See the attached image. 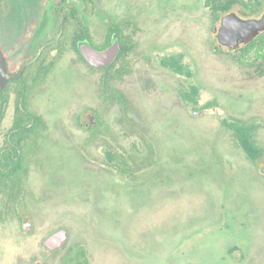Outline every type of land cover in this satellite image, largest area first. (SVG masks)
I'll return each mask as SVG.
<instances>
[{"label":"rangeland","instance_id":"rangeland-1","mask_svg":"<svg viewBox=\"0 0 264 264\" xmlns=\"http://www.w3.org/2000/svg\"><path fill=\"white\" fill-rule=\"evenodd\" d=\"M242 1H257V12L238 5L228 13L242 19L264 13V0ZM93 2L99 16L85 3L91 17L82 21L94 40L104 32L100 12L133 25L125 30L137 43L128 57L130 74L109 85L126 96L136 131L121 127L116 102L102 106L100 72L79 61L66 33L54 71L32 99L49 134L32 166L33 198L17 206L31 227L25 234L18 216L0 222L7 247L0 264L9 261L14 245L19 264H61L63 252L47 257L41 247L59 229L68 234L63 249H93L99 264H264V61L218 47L225 14L215 18L205 0ZM69 3L82 7L78 0ZM28 33L27 27L16 37L0 31L10 68L31 56L33 34L28 47L10 42ZM52 49L46 62L57 57ZM92 111L98 113L97 140L83 148ZM11 119L12 101L4 128ZM241 133L261 152L254 164L241 147ZM148 149L154 163L139 176L143 186L106 169L108 152L141 158Z\"/></svg>","mask_w":264,"mask_h":264},{"label":"flooded vegetation","instance_id":"flooded-vegetation-1","mask_svg":"<svg viewBox=\"0 0 264 264\" xmlns=\"http://www.w3.org/2000/svg\"><path fill=\"white\" fill-rule=\"evenodd\" d=\"M78 1L82 4L81 8L77 7L75 4L69 3V0H0V31L9 32L12 36L16 37L20 33V30H23L25 27H27L29 33L26 34L23 38L19 36V38H22L21 41L13 40V37L10 42L26 44L25 46L28 47L31 42L28 38H31L32 34L34 42L31 45V48H33L31 56L25 59L19 66L10 68L7 63L9 73L11 75H14L22 65L34 60L22 70L21 77L19 79L12 80L7 84V87L2 94L3 97L6 92L4 96L5 102L3 100V103H0V114H2L0 118V222H4L6 221V219L14 216L21 217V213L19 210H17V206L25 207L26 199L33 198L32 193L28 189L30 186L28 185V182L31 180L30 177L34 173V169H32V166L35 164V158H37L39 155L38 147L43 142V140L48 137L49 127L44 119L31 109L32 99L37 94L38 90L45 85L48 77L54 71L56 63L58 62L63 50L61 42L66 36V33L70 32V47L76 54L79 61L88 70L92 72H100L99 97L102 106L104 108H110L112 103L116 102L120 108L121 114L119 124L121 125V127L130 134H133L136 131L134 122L127 113L126 96L123 92L110 88L109 85L110 83L119 81L124 76L130 74L131 69L128 63V57L137 46V43L133 40L132 34H125V30H128L133 26L131 24V20L114 19L109 14L100 12L101 18L104 21V32L101 40L96 41L92 37L89 28L82 21V17H84V20H86V16H90L89 14H91L87 10H84L85 3H87L88 5L90 4L91 8H93L92 15L99 16L98 11L94 9L95 4L93 0ZM19 11H21V13H19L21 18L20 22L16 20L17 12ZM24 13L26 14L24 15ZM27 17H31V19H26ZM7 18H9L11 23H4V20ZM49 26H51L50 32L52 33V36H50V32L48 30ZM73 40H75V48H73L72 46ZM79 42H87L89 46L95 51H103L108 47L117 44L119 51L114 61L109 66L96 68L86 63L79 54L77 50V45ZM244 46H241L240 49ZM122 47H125L127 49L131 48L129 53L123 59L120 58L122 54ZM218 47L224 48L229 52L240 50H229L226 47H220L219 45ZM50 48H53L52 51H50V55L54 56L55 54H57V57L53 58L49 62H46V54ZM257 60L264 61V59ZM6 62L8 61L6 60ZM122 65H126L127 72L124 73L120 78L112 79L111 71L117 70ZM108 72H110V74H108ZM118 94H120L123 98V104L120 103V100L117 97ZM11 101L12 119L10 124L4 128L2 120L5 110ZM22 102L26 104V110L24 109ZM206 106L205 109L209 108ZM17 110H20L23 114L30 118V121L23 123L21 128H14V119ZM200 111H196L193 113L198 114ZM33 115L40 118V122L35 128H33L35 122L31 118ZM97 115L98 113L96 111H92L89 115L86 116L88 122L84 125L83 130L88 135V138L86 142H84L83 148L86 147V145L91 144L93 143V141L97 140V134L95 132L98 124ZM59 129L61 130L62 135H66L63 130L64 127H60ZM13 134H18L20 136L30 134L31 136L29 139H23L19 141V144L16 145L14 143H11ZM64 135L63 138L65 137ZM71 135L72 134L68 136L70 138H74ZM248 139L252 147L254 148L250 138ZM144 144L148 147L150 146L145 141ZM106 157V169L110 170L112 174L116 173L120 176H127L129 179L134 180V187L145 185L144 180H140L139 176L142 174V172H144V170L151 169L154 163V156L152 150L150 149H148L147 155L141 158H133L129 155L118 154L116 152H108ZM247 157L252 162L251 158L248 155ZM145 160L148 162V165L146 167H144V165L141 163ZM115 161H117L116 164L114 163ZM132 161L138 162L140 164V168L134 174H130L126 171L128 170L126 166L132 165ZM110 162L112 163L108 168ZM252 163L254 164V162ZM7 165H9V167H6ZM13 165L19 167L13 169ZM21 219L22 231L27 234L31 227V224L28 220H26L25 217H21ZM52 233H50L49 235H51ZM49 235H47V237ZM47 237H45L41 242V247L45 251L47 257L56 252H63V255L60 256L61 264H99L97 263L99 256L95 254V250L88 248L78 250L63 249V247L67 243L66 241L62 248L51 251L50 249L43 246V241ZM3 240H5V238H3V236H0V241ZM29 242L30 249L28 250V252L32 249V240ZM16 252L17 251L15 245L14 249L10 247V255L8 257L9 261L6 260L4 264H19L17 261ZM6 254L7 247H5L3 242H0V258H2V256ZM29 254H31L32 256V251ZM22 264L26 263L22 262ZM29 264L44 263L40 260H36L31 261V263Z\"/></svg>","mask_w":264,"mask_h":264},{"label":"water","instance_id":"water-1","mask_svg":"<svg viewBox=\"0 0 264 264\" xmlns=\"http://www.w3.org/2000/svg\"><path fill=\"white\" fill-rule=\"evenodd\" d=\"M263 32L264 13L256 19H242L234 13H228L220 18L216 40L220 47H226L229 50H238L241 46L252 43ZM77 50L86 63L96 68L109 66L119 51L117 44L103 51H95L87 42H79ZM31 62L22 65L14 75H11L8 71L6 59L0 50V98L7 84L12 80L19 79L22 70ZM261 173L264 175V166L261 169ZM66 241L67 230L59 229L43 241V246L54 251L62 248Z\"/></svg>","mask_w":264,"mask_h":264},{"label":"trees","instance_id":"trees-1","mask_svg":"<svg viewBox=\"0 0 264 264\" xmlns=\"http://www.w3.org/2000/svg\"><path fill=\"white\" fill-rule=\"evenodd\" d=\"M241 6L242 9L250 12V14H253L255 12H257V8L259 6L257 1H254L253 3H251L250 1L244 2L242 0H205V6L210 10V13L216 18V16L219 15H223L226 14L230 11V9H232L234 6ZM73 48H75V40H73V44H72ZM131 50V48H125L122 47V54L120 58H124L129 51ZM217 50V49H215ZM242 58L245 57L246 55H248L249 53H254V58L255 59H264V32L261 33L250 45L244 46L242 47L239 51H236ZM112 72V79H116V78H120L124 73L127 72V68L126 65H122L120 68H118L115 71H111ZM108 74H110V72H108ZM107 74V75H108ZM106 75V73H105ZM7 91V90H6ZM6 94V92H5ZM5 94L3 95V97L0 100V103H3V100L5 102ZM117 94V93H116ZM118 99L120 100V103L123 104L124 100L121 97L120 94L117 95ZM22 105L24 107V109L26 110V104L24 102H22ZM212 104H208L206 107H211ZM2 114H0V118H1ZM35 124L33 125V128L38 126V123L40 122V118L36 117V116H32L31 117ZM125 119V118H124ZM30 118L27 117L25 114H23L20 110L16 111L15 114V119H14V128H21L22 124L25 122H29ZM30 134L29 135H18V134H13L12 135V142L14 144H19V141L23 140V139H29L30 138ZM241 138V146L243 148V150L245 151V153L251 158L252 162H256L260 156H261V152L259 150H256L255 148L252 147L251 143L249 142V139L244 136L242 133L239 135ZM133 164L132 165H127V169L126 170L128 173L130 174H134L138 171V169L140 168V164L138 162L132 161ZM144 167H146L148 165V162L142 161L141 162ZM135 165V166H133ZM6 167H9V165H7ZM19 166L13 165L12 168L16 169Z\"/></svg>","mask_w":264,"mask_h":264}]
</instances>
